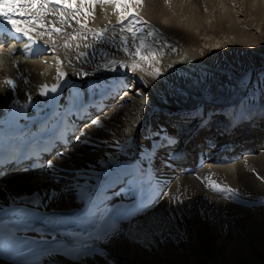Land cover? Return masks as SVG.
Returning a JSON list of instances; mask_svg holds the SVG:
<instances>
[{
  "label": "bare ground",
  "instance_id": "obj_1",
  "mask_svg": "<svg viewBox=\"0 0 264 264\" xmlns=\"http://www.w3.org/2000/svg\"><path fill=\"white\" fill-rule=\"evenodd\" d=\"M84 1L66 5L54 0H0L21 30L17 33L0 16L1 31L11 38V46L0 53L4 63L0 66V143L16 135L28 140L25 132L40 122L49 121L52 128L64 125L77 133L68 138L66 147L53 150L43 171L0 176V210L15 206L36 215L55 212L71 218L105 178L130 165L145 174V188L156 195L157 205L121 226L100 221L90 233H66L51 249L0 264H264V209L259 207L264 204L260 180L264 181V109L239 106V98H246L240 95L245 87L249 89V76L239 79L241 74L232 69L197 64L208 50L201 44L230 52L250 48L256 37L245 27L252 28L253 21H260L262 26H254L264 36V0H235L237 13L233 0H187L181 12L182 0H145L142 21L155 31L152 36L114 27L132 11L130 0H99L101 5L91 8L96 17L90 23L86 15H79ZM164 33L177 41L164 38ZM157 37L163 41L154 40ZM45 50V60L28 59ZM49 54L58 57L50 67ZM188 64H193L191 70L185 67ZM129 72L134 74L131 79H127ZM120 81L135 90L124 95L125 89L117 88ZM217 82L223 86L184 90ZM83 104L106 108L83 127L68 124L70 113ZM160 114L162 120L157 119ZM176 125L179 133L192 125L184 139ZM206 132L217 139L213 153H219L213 158L234 154L226 150L235 144L236 152L250 153L228 164H205L188 175L181 173L182 167L172 170L166 165L160 176L144 170L147 161L152 170L160 162L147 157L149 150L158 154L155 144L161 152L174 141L201 145ZM128 199L129 194L112 198V206ZM180 212L190 218L191 226L189 230L178 227L187 233L185 244L172 245L163 227L174 218L181 223ZM92 247L96 249L88 253Z\"/></svg>",
  "mask_w": 264,
  "mask_h": 264
},
{
  "label": "rangeland",
  "instance_id": "obj_2",
  "mask_svg": "<svg viewBox=\"0 0 264 264\" xmlns=\"http://www.w3.org/2000/svg\"><path fill=\"white\" fill-rule=\"evenodd\" d=\"M61 1L63 3L65 1L64 4L68 5V1L71 2L72 0H61ZM130 1L132 3V7H133V8L131 7L132 11H130V15H128L126 18L121 19L122 21L120 20L121 22L119 21L117 23V25H114V27L118 28L122 31L125 30L126 33H138L140 35L142 34L145 36H152L155 31L153 29H151L152 27L151 28L148 27V26H150V24H146L145 21H142V17L146 16L145 10H146L147 5L144 3L145 0H130ZM188 1L182 0V4H181L182 6L180 5V12H181V8L183 7V5L187 4ZM235 2L236 1L233 0L231 2L232 3L231 5H233L232 8H234L233 12L237 13L238 12L237 11L238 5L236 6ZM100 5H101L100 2H98L97 5L92 4L93 8L90 7V9L89 8L87 9L85 7V9L79 15H86V19H85L86 22H89L90 20L92 21V20H94L93 18L96 17V13H93L94 7L100 6ZM216 5L221 6L218 3ZM242 8L244 9V7H242ZM94 15H95V17H94ZM88 17H89V20H87ZM240 18H242V17H240ZM246 18H247V20H249V19L252 20V16H250V15H247ZM163 21H164V19L161 20L162 24L164 23ZM121 23H123V24L120 26ZM254 23H256V25L259 24L262 26L260 21H253L252 28H251V26L248 28L245 27V30L248 33H250V34L252 33V35H254V37H256V38H254L255 40L252 41V44L253 43L254 44L253 45L251 44L250 48H248V49H236L238 51H236V52L231 51L230 52L228 50H224V47L223 48L222 47L213 48V47H215V45L210 46V45L201 44L202 49H208V50L206 52H204V54H203L204 59H200L199 60L200 62L198 61V63H197L200 66L203 65V63L205 65H207L209 63L208 65H210V66L212 65V67L214 69L216 68L217 70H222V69H229L230 70V69H232L236 73L241 74L239 76V79L247 76V73L249 71H254L251 79L247 83V87L249 88L248 91H247V88L245 87L242 91V94L240 95V96L245 95L246 98H243V100L245 102H249L252 104L254 101L264 102V94H263L264 93V40H263L264 36L262 35L261 32H258L259 29L254 26ZM154 25L157 26L155 23H154ZM119 26H120V28H119ZM163 37L164 38L167 37L169 40L171 39L173 42L177 41V39H178L177 37L175 38L171 34L166 35L165 33H164ZM162 38L157 37L154 40H158V41L162 42L163 41ZM223 41H226V40H223ZM180 42L181 41H179V43ZM256 43H257V45H255ZM166 46H167V48H165V51H168L170 49V47H168L169 45H166ZM201 53H203V52H201ZM207 53H209L210 55ZM206 54H207V56H206ZM2 57H3V55L0 56V66H4ZM43 59H44V57H43ZM57 59H58V57L55 54H52V55H50L49 60H47L48 63H46V64H48V67H50V65H52V63L57 64L58 63ZM231 59H234V60L231 61ZM144 64H146V62H144ZM192 65L193 64H188L185 67L191 70ZM198 65L195 68H197ZM130 76H132V75H130ZM186 77H188V79H189V76H186ZM228 78H229V76H228ZM228 80H229V82L231 81V79H228ZM222 86H223V83L217 82L214 86L197 87L196 85H194V86H192V88H190V89L185 88L184 90L187 91V90L217 89V88L222 87ZM231 88H234L233 83H231ZM239 99L242 100V97H240ZM260 180L264 183L263 179H260ZM262 206H263L262 209H264V204ZM183 213L184 212H180V214H179L181 216V219H182L181 223H177L176 222L177 219L174 218V221L172 220L170 222L169 226L164 225V227H163V231L165 233L164 235L168 238V242L172 245L175 243L180 244V245L185 244V234H187V233L185 232V230H180L178 227H180V228L182 227V228H185L186 230H189V226H191V222H190V218H188L187 215L185 213L184 214ZM263 213H264V210H263ZM184 218H186L185 221H184Z\"/></svg>",
  "mask_w": 264,
  "mask_h": 264
},
{
  "label": "snow or ice",
  "instance_id": "obj_3",
  "mask_svg": "<svg viewBox=\"0 0 264 264\" xmlns=\"http://www.w3.org/2000/svg\"><path fill=\"white\" fill-rule=\"evenodd\" d=\"M54 2L56 4H60L61 3V0H54ZM6 7H7L6 5L5 6H0V16L4 17L7 20V23L10 24V25H12V27L15 29V31L17 33H19L21 30L16 25V21L14 19H12L9 16L8 12L5 10ZM33 7H34V5H33ZM5 27H7V26L5 25ZM56 31L59 32L60 30L59 29H56ZM29 40H31V36H29ZM8 83H12V82L11 81H8ZM55 90L56 89H52V91H55ZM93 123L96 124V125H100V121L99 120H95V121H93ZM77 139H79V137H77ZM49 166L51 167V165H49ZM86 193H87V190H85V196H84L85 199H87V194Z\"/></svg>",
  "mask_w": 264,
  "mask_h": 264
},
{
  "label": "water",
  "instance_id": "obj_4",
  "mask_svg": "<svg viewBox=\"0 0 264 264\" xmlns=\"http://www.w3.org/2000/svg\"><path fill=\"white\" fill-rule=\"evenodd\" d=\"M249 72H251V71H249ZM249 72H248V73H249Z\"/></svg>",
  "mask_w": 264,
  "mask_h": 264
}]
</instances>
